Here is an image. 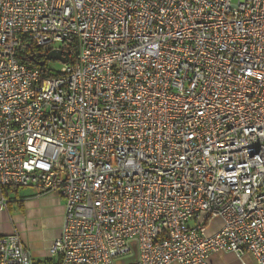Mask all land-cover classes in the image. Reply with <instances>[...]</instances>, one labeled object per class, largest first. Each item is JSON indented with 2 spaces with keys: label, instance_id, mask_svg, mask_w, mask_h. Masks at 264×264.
<instances>
[{
  "label": "built area",
  "instance_id": "2783aa9c",
  "mask_svg": "<svg viewBox=\"0 0 264 264\" xmlns=\"http://www.w3.org/2000/svg\"><path fill=\"white\" fill-rule=\"evenodd\" d=\"M29 187L65 200L45 264H264V0H0V211Z\"/></svg>",
  "mask_w": 264,
  "mask_h": 264
},
{
  "label": "rangeland",
  "instance_id": "374dc122",
  "mask_svg": "<svg viewBox=\"0 0 264 264\" xmlns=\"http://www.w3.org/2000/svg\"><path fill=\"white\" fill-rule=\"evenodd\" d=\"M49 66L59 71L63 65L58 61H51ZM20 191L18 200L24 205L20 202H14L11 205L12 213L10 214L15 222L12 227L13 231H17L21 236L33 258L35 256L33 250L37 252L38 256L47 257L41 260L44 263L50 258V249L54 241L62 233L61 217L58 215L55 205L38 204L33 201V198L26 197L27 193L31 192L30 188H20ZM23 206L25 207L23 208ZM34 260L36 263H40L39 260L35 258Z\"/></svg>",
  "mask_w": 264,
  "mask_h": 264
},
{
  "label": "crops",
  "instance_id": "0c3cea01",
  "mask_svg": "<svg viewBox=\"0 0 264 264\" xmlns=\"http://www.w3.org/2000/svg\"><path fill=\"white\" fill-rule=\"evenodd\" d=\"M29 188L31 189V192L27 193L26 197L33 198V201H36V203L38 204H42V205L53 204L56 206L57 213L61 217V228H63L66 217V207H65V200L60 196V194L56 192L42 194L35 188H31V187ZM20 193H21L20 189L12 190L8 193L7 199L9 200V206L7 207L6 210L0 211V237L14 233L12 227L13 225H15V222H14V218L10 214L12 213L11 205L14 202H20L18 200ZM0 198H1V194H0ZM22 205H24V203ZM221 227H222V221L216 220L211 226L210 232L214 233L218 231ZM33 253L35 255L34 258L40 261V263L38 264H45L49 262V259L44 263L41 262V260H44L47 257L38 256L37 252L34 250ZM208 264H258V263L255 260V258L250 254H246L243 257H239L234 253L217 252V253H213L209 257Z\"/></svg>",
  "mask_w": 264,
  "mask_h": 264
},
{
  "label": "water",
  "instance_id": "95a60500",
  "mask_svg": "<svg viewBox=\"0 0 264 264\" xmlns=\"http://www.w3.org/2000/svg\"><path fill=\"white\" fill-rule=\"evenodd\" d=\"M47 59H48V60H60V61H62L63 63H67L69 57H68V55H66L65 57H63V56L61 55L60 52H56V51H55V52L50 53V54L47 56Z\"/></svg>",
  "mask_w": 264,
  "mask_h": 264
},
{
  "label": "trees",
  "instance_id": "16d2710c",
  "mask_svg": "<svg viewBox=\"0 0 264 264\" xmlns=\"http://www.w3.org/2000/svg\"><path fill=\"white\" fill-rule=\"evenodd\" d=\"M12 190H17V189H11V188H4L3 190H2V194L4 195V197H8V193L10 192V191H12ZM8 206H9V204H8ZM7 206V207H8ZM23 208H24V206H23ZM0 239H1V237H0Z\"/></svg>",
  "mask_w": 264,
  "mask_h": 264
}]
</instances>
